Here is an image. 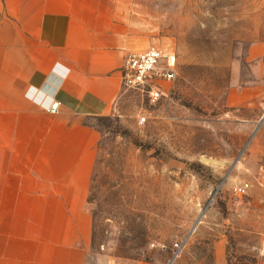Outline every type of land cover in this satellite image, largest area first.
<instances>
[{
    "label": "rangeland",
    "instance_id": "374dc122",
    "mask_svg": "<svg viewBox=\"0 0 264 264\" xmlns=\"http://www.w3.org/2000/svg\"><path fill=\"white\" fill-rule=\"evenodd\" d=\"M132 15L177 77L91 119L88 264H219V249L264 264V0H134Z\"/></svg>",
    "mask_w": 264,
    "mask_h": 264
},
{
    "label": "crops",
    "instance_id": "0c3cea01",
    "mask_svg": "<svg viewBox=\"0 0 264 264\" xmlns=\"http://www.w3.org/2000/svg\"><path fill=\"white\" fill-rule=\"evenodd\" d=\"M133 3L0 0V264H88L99 132L84 121L118 112L125 61L151 46Z\"/></svg>",
    "mask_w": 264,
    "mask_h": 264
},
{
    "label": "built area",
    "instance_id": "2783aa9c",
    "mask_svg": "<svg viewBox=\"0 0 264 264\" xmlns=\"http://www.w3.org/2000/svg\"><path fill=\"white\" fill-rule=\"evenodd\" d=\"M177 77V57L156 46L130 54L122 68V82L126 89L141 91L152 102L167 97ZM60 103L53 101L47 108L57 111ZM145 118L140 120L144 123Z\"/></svg>",
    "mask_w": 264,
    "mask_h": 264
},
{
    "label": "trees",
    "instance_id": "16d2710c",
    "mask_svg": "<svg viewBox=\"0 0 264 264\" xmlns=\"http://www.w3.org/2000/svg\"><path fill=\"white\" fill-rule=\"evenodd\" d=\"M99 118H104V117H88L85 119L84 121V124L88 125V126H91V127H94L92 124H91V119H99ZM109 118V117H108ZM89 197V196H88Z\"/></svg>",
    "mask_w": 264,
    "mask_h": 264
},
{
    "label": "water",
    "instance_id": "95a60500",
    "mask_svg": "<svg viewBox=\"0 0 264 264\" xmlns=\"http://www.w3.org/2000/svg\"><path fill=\"white\" fill-rule=\"evenodd\" d=\"M198 222V221H197Z\"/></svg>",
    "mask_w": 264,
    "mask_h": 264
}]
</instances>
